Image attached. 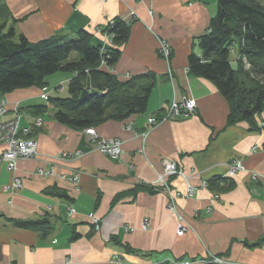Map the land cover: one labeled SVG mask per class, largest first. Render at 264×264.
<instances>
[{"label":"crops","instance_id":"1","mask_svg":"<svg viewBox=\"0 0 264 264\" xmlns=\"http://www.w3.org/2000/svg\"><path fill=\"white\" fill-rule=\"evenodd\" d=\"M215 11L216 0H0L5 29L14 26L31 42L49 36L68 39L85 29L95 42L109 46L96 29L112 18L136 17L112 71L119 79L156 75L143 114L94 127L101 137L121 140L116 160L92 150L84 131L48 114L42 128H35L33 117L22 110L20 125L31 128L37 154L17 160L12 170L0 162V264H204L210 254L264 264V241L254 247L244 243L264 236V114L255 119L254 128L246 122L227 125L226 100L211 82L186 70L190 52L199 51L192 43L205 33ZM161 41L169 47L168 59L161 56ZM70 77L61 72L46 78L45 89H16L1 96L10 109L43 104V95ZM184 96L196 100L193 114L148 124V116H162L170 101ZM14 115L9 110L0 122ZM234 159L245 170L230 177L231 189L200 185L227 177ZM164 160L175 162L197 188L191 198L177 200L187 226L183 235L176 233L165 191L153 185ZM169 186L183 190L184 181L174 175ZM57 191L65 195H54ZM43 217L53 226L47 235L11 221ZM92 217L98 219V230ZM73 231L80 237L71 240Z\"/></svg>","mask_w":264,"mask_h":264},{"label":"trees","instance_id":"2","mask_svg":"<svg viewBox=\"0 0 264 264\" xmlns=\"http://www.w3.org/2000/svg\"><path fill=\"white\" fill-rule=\"evenodd\" d=\"M135 21V17L128 21L116 17L102 26L100 31L110 38L106 47L93 42L94 35L85 29H78L68 39L49 36L31 42L14 26L5 29V20L0 22V96L16 89H45L49 75L67 72L71 77L65 88L58 85L48 95L44 94L46 103L18 107L20 113L22 110L29 113L33 121L48 114L77 131L143 114L156 75L145 72L119 79L112 71ZM192 44L199 51L188 55L187 74L208 80L226 100L227 125L246 122L254 128L255 119L264 114V0H216V11L207 30ZM233 51H236L234 61L230 59ZM261 126L264 128V124ZM29 136L32 137L31 131ZM206 186L226 191L233 187V181L230 177H213L206 181ZM153 190L147 188L149 192ZM53 194L65 195L60 191ZM11 221L15 226L43 235L53 230L47 217ZM78 237L73 231L70 239ZM263 241L264 236L253 243H244L254 247Z\"/></svg>","mask_w":264,"mask_h":264},{"label":"built area","instance_id":"3","mask_svg":"<svg viewBox=\"0 0 264 264\" xmlns=\"http://www.w3.org/2000/svg\"><path fill=\"white\" fill-rule=\"evenodd\" d=\"M97 31L102 33L99 28L97 29ZM103 37L107 39V41L110 43V38L107 33H103ZM160 44L161 53L165 58H167L169 54V48L167 44L163 41ZM102 46L106 47L104 44H102ZM245 66L247 67L248 65L245 64ZM6 105L7 104L5 99L0 97V116L5 113ZM195 108V99L192 97L184 96L178 100L170 101L162 116H158L156 114L148 116L147 122L150 126H155L158 123H161L166 120L188 117L189 115L195 112ZM20 120L21 115L15 113L14 117L10 120L0 122V145L4 147L2 151H0V162H4L7 165V169L9 170L14 169L17 160L33 158L37 154V143L31 136H29L31 129L30 127H21ZM42 123V119L40 117H37L34 119L32 126L38 128L42 125ZM89 129V135L91 133H94L93 136H89L86 132V135H88L90 138L89 140L91 143L92 150H97L103 155H106L114 160L120 157L122 153V142L120 139L99 137L97 136L95 131ZM141 136L145 137L146 133H142ZM162 165L163 169L161 173L157 174L153 185H156L160 187L163 191H165L167 196V209L175 215L177 220V235H183V233L187 230V226L184 217L179 212L177 200L179 198H191L197 188L196 185L192 184L189 181L188 175L185 174L183 170L177 168L175 162L164 160L162 162ZM244 170L245 166L242 161L234 159L233 162L228 165L227 177H233L237 171ZM41 173H43V171ZM174 175H177L183 179V190L172 189L169 186L168 178ZM250 176L251 179L256 178L255 173H252ZM71 180L73 182L78 181V175L74 174L71 177ZM14 185L19 186L20 181L16 180ZM200 185L205 187V181L201 182ZM68 210L69 212H71L72 208H68ZM92 223L95 225V229L98 230L99 224L98 219L96 217H92ZM145 225L146 223H143V229L145 228ZM129 230L132 229L129 228ZM227 261L228 260L223 258L222 256L220 257L213 254H210L203 259L204 264H225V262Z\"/></svg>","mask_w":264,"mask_h":264},{"label":"rangeland","instance_id":"4","mask_svg":"<svg viewBox=\"0 0 264 264\" xmlns=\"http://www.w3.org/2000/svg\"><path fill=\"white\" fill-rule=\"evenodd\" d=\"M134 13V12H133ZM136 16V15H135ZM98 29V28H97ZM97 29H96V31H97ZM98 32V31H97ZM100 33V32H99ZM100 35H103V32L102 33H100ZM93 42H95V40L93 39ZM162 42V41H161ZM165 43V42H164ZM160 44V43H159ZM169 48V47H168ZM160 49H161V44H160ZM76 54L75 53H73L72 54V57H74ZM230 59L232 60V61H234L235 60V57H234V52H232L231 53V55H230ZM247 67L245 66V68L244 69H246ZM56 75H61V72H58V74L57 73H55ZM63 75H64V73H62ZM52 75H54V74H52ZM49 76H51V75H49ZM58 78H59V76H57ZM60 79V78H59ZM60 85H62L64 88H65V86H66V84H62V83H59ZM58 86V85H57ZM51 87V86H50ZM51 89V88H50ZM53 90V88L51 89V91ZM1 98H4V97H2V96H0ZM195 103H196V100H195ZM9 110H14V113H18V114H20L21 115V118H22V116H23V114L22 113H20V111H19V109H18V106H15V107H13L12 109H10V108H8V106L6 105V111H5V113H7ZM4 113V114H5ZM4 114H2V115H4ZM14 117V116H13ZM41 118V117H40ZM42 119V122H43V118H41ZM20 122H21V120H20ZM42 126H43V123H42V125L39 127V128H42ZM89 129V128H88ZM88 129H85L84 131V133L86 134V132H87V134L89 135V133H88ZM93 131H95V128L93 127V128H91ZM91 129H89V130H91ZM95 133L97 134V136H99V137H101L100 135H98V133L95 131ZM93 134L94 133H91L90 135L91 136H93ZM87 135V136H88ZM89 135V136H90ZM89 136H88V138H89ZM90 139V138H89ZM90 141V140H89ZM75 155H80V152H76V154ZM176 218V217H175ZM176 224H177V220H176ZM94 225V224H93ZM142 228H143V225H142ZM94 229H95V225H94ZM128 230H129V228H128ZM132 231V230H131ZM176 233H177V231H176ZM185 233V232H184ZM221 257V256H220ZM223 257V256H222ZM223 258H225V257H223ZM226 259V258H225ZM228 261L227 262H225V264H241V263H235V262H233V261H231V260H229V259H227ZM119 263V262H118ZM119 264H121V263H119ZM221 264V263H220ZM223 264V263H222Z\"/></svg>","mask_w":264,"mask_h":264},{"label":"bare ground","instance_id":"5","mask_svg":"<svg viewBox=\"0 0 264 264\" xmlns=\"http://www.w3.org/2000/svg\"><path fill=\"white\" fill-rule=\"evenodd\" d=\"M217 256H220V255H217ZM223 257H225V256H223ZM226 259H227V257H225Z\"/></svg>","mask_w":264,"mask_h":264}]
</instances>
